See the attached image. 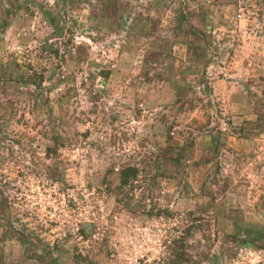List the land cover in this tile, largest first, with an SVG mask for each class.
<instances>
[{"label": "rangeland", "instance_id": "374dc122", "mask_svg": "<svg viewBox=\"0 0 264 264\" xmlns=\"http://www.w3.org/2000/svg\"><path fill=\"white\" fill-rule=\"evenodd\" d=\"M0 264H264V0H0Z\"/></svg>", "mask_w": 264, "mask_h": 264}]
</instances>
